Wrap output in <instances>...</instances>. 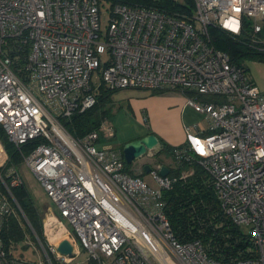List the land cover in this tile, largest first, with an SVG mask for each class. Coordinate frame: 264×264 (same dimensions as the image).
Returning <instances> with one entry per match:
<instances>
[{
	"label": "built area",
	"instance_id": "built-area-1",
	"mask_svg": "<svg viewBox=\"0 0 264 264\" xmlns=\"http://www.w3.org/2000/svg\"><path fill=\"white\" fill-rule=\"evenodd\" d=\"M104 1L0 0V126L19 149L40 141L23 162L59 208L60 217L49 216L72 225L92 264H264V93L247 65L232 63L209 36L215 27L247 37L264 54V0H194L191 21ZM96 72L111 90L179 91L209 120V134L189 133L173 158L180 165L195 158L211 176L224 213L250 230L254 254L224 263L199 241L180 243L163 201L177 178L162 177V164L150 171L158 188L132 175L114 147L113 121L79 139L67 131L62 121L96 104ZM0 147L5 169L1 140ZM193 174L189 168L180 178ZM5 178L0 171L10 195L0 191V232L17 210L25 217L11 191L24 184L19 170L7 168ZM64 229L73 256L58 253L61 241L49 250L61 264H73L78 241ZM0 264L33 263L15 259L0 237Z\"/></svg>",
	"mask_w": 264,
	"mask_h": 264
},
{
	"label": "trees",
	"instance_id": "trees-1",
	"mask_svg": "<svg viewBox=\"0 0 264 264\" xmlns=\"http://www.w3.org/2000/svg\"><path fill=\"white\" fill-rule=\"evenodd\" d=\"M106 1L110 4L121 3L130 7L153 9L188 21H191L196 9L194 0H105L104 2ZM209 36L212 45L227 53L232 63L236 65H246V62L250 60L264 61V54L254 49L247 37L230 36L215 27L209 28ZM21 75L23 78L26 76L23 72ZM93 86L96 104L85 112L75 113L71 119L62 121L63 126L74 138H83L98 130L104 120L111 118L112 96L118 90H111L103 83ZM161 92L163 91H154L155 94ZM198 98L206 102L213 100L210 97L198 96ZM0 140L9 157L6 168H0L4 178L7 168L21 166L23 155L30 154L40 143L36 140L19 149L9 141L2 126H0ZM159 142L162 147L160 152H169L173 155V146L160 139ZM127 168H130L129 165ZM189 168L194 170V174L181 179V173ZM170 173L177 178V181L169 190L163 192V201L170 225L180 243L199 241L209 257L224 263L236 259H247L255 253L250 230L236 226L224 213L211 176L195 158L191 163L180 165L179 171ZM0 191L8 195L1 182ZM11 191L26 218L17 210L15 215L4 221L0 237L6 250L13 255L14 245L24 242L27 236L34 237L35 233L46 248L52 264H61L47 248L42 213L25 185L12 188Z\"/></svg>",
	"mask_w": 264,
	"mask_h": 264
},
{
	"label": "rangeland",
	"instance_id": "rangeland-1",
	"mask_svg": "<svg viewBox=\"0 0 264 264\" xmlns=\"http://www.w3.org/2000/svg\"><path fill=\"white\" fill-rule=\"evenodd\" d=\"M107 8L108 6L102 7V29L104 32L107 30L111 19L110 13L107 10ZM246 65L248 67V74L250 79L256 84V86L260 89V91L264 93V61L250 60L246 62ZM93 80L96 85L100 84V76L97 72L95 73ZM144 91L146 90L142 91L136 89H126V90H118L115 94H113L112 96L113 107H112V115L110 120L114 122L117 119L116 112L118 111L119 107L121 106L124 107V103H128L129 98H131L132 96L141 97L142 96L141 94ZM152 92L153 91H149L148 94H152ZM113 142H117V136L115 137ZM119 149L120 151H122L123 146H120ZM157 149L159 148L157 147ZM157 149L153 150L152 152L154 153V151H157ZM4 152L8 156V153L5 150V148H4ZM157 164L158 165L165 164L169 166V168L173 170V172H177L180 170V164L173 158V155L169 152H160L158 154L156 153L154 156H150V155L144 156L139 161H136L132 165H129L130 167L129 170L132 175H137V174L139 175L140 173H142L141 176L143 177V180L147 182L149 187L155 189L158 188V185L154 182L151 173L143 172V166L145 165L155 166ZM17 169L19 170L23 178L26 189L28 190L35 204L42 213L43 229L47 241V248L49 249L50 244L54 245L57 244L59 241L66 239V235L63 232L64 230L63 228L66 227L68 231L72 232V234L77 239L78 246L80 249V254L75 257L73 264H92L90 261L89 252L84 248L78 236L74 232L72 225L67 220L62 219L63 225L59 222L57 223V232L55 236L48 235L45 226L46 220L49 218V213H53L55 216L60 217L59 208L48 197L41 183L38 181V179L31 171V169L26 164H24V162ZM14 246L15 247L13 249V256L15 259L30 262L33 264H49L48 258L45 253V251L47 252V250L35 233H34V237L27 236L24 242L18 243Z\"/></svg>",
	"mask_w": 264,
	"mask_h": 264
},
{
	"label": "crops",
	"instance_id": "crops-1",
	"mask_svg": "<svg viewBox=\"0 0 264 264\" xmlns=\"http://www.w3.org/2000/svg\"><path fill=\"white\" fill-rule=\"evenodd\" d=\"M147 91H144L146 93L143 92L141 97L129 98L128 103H124V107H119L116 112L117 119L113 122L117 136V142H114L116 150L151 133L173 147L186 144L189 133L209 134V120L188 105V99L183 93L169 90L148 94ZM158 148L151 154H158L162 149L161 144ZM141 178L143 179L142 176Z\"/></svg>",
	"mask_w": 264,
	"mask_h": 264
},
{
	"label": "water",
	"instance_id": "water-1",
	"mask_svg": "<svg viewBox=\"0 0 264 264\" xmlns=\"http://www.w3.org/2000/svg\"><path fill=\"white\" fill-rule=\"evenodd\" d=\"M159 138L155 134H149L143 138L128 142L123 147V156L127 165H132L134 162L139 161L144 156L149 155L150 152L156 150L159 146ZM145 173H150L151 165L144 166ZM170 171L166 166L160 169V175L167 177ZM58 253L65 257L73 256V246L68 240H63L58 245Z\"/></svg>",
	"mask_w": 264,
	"mask_h": 264
},
{
	"label": "bare ground",
	"instance_id": "bare-ground-1",
	"mask_svg": "<svg viewBox=\"0 0 264 264\" xmlns=\"http://www.w3.org/2000/svg\"><path fill=\"white\" fill-rule=\"evenodd\" d=\"M2 148L0 147V160L4 157ZM57 223L56 219L53 217H50L46 220V229H47V233L49 236H55L56 232H57ZM64 229V228H63ZM65 231V229L63 230V232Z\"/></svg>",
	"mask_w": 264,
	"mask_h": 264
}]
</instances>
